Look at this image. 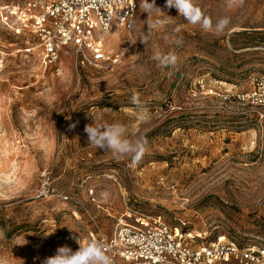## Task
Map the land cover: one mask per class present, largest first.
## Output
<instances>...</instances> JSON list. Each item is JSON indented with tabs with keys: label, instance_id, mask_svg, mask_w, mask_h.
I'll list each match as a JSON object with an SVG mask.
<instances>
[{
	"label": "rangeland",
	"instance_id": "rangeland-1",
	"mask_svg": "<svg viewBox=\"0 0 264 264\" xmlns=\"http://www.w3.org/2000/svg\"><path fill=\"white\" fill-rule=\"evenodd\" d=\"M155 2L163 25L144 45L138 0L132 29L104 35V48L120 56L104 65L65 47L45 66L25 50L31 31L0 19V264H43L64 245L76 251L73 236L82 245L91 232L110 236L129 213L161 216L196 245L220 236L264 245V118L239 99L264 76V0L232 8L196 0L214 23L230 18L220 35ZM154 50L175 53L176 65L158 68ZM133 93L147 122L136 118ZM94 117L145 137L143 159L132 166L130 155L89 144ZM45 170L71 199L37 197Z\"/></svg>",
	"mask_w": 264,
	"mask_h": 264
},
{
	"label": "built area",
	"instance_id": "built-area-1",
	"mask_svg": "<svg viewBox=\"0 0 264 264\" xmlns=\"http://www.w3.org/2000/svg\"><path fill=\"white\" fill-rule=\"evenodd\" d=\"M138 0H0V19L10 18L17 33L29 29L34 41L26 52L38 51L45 66L55 64L63 48H74L77 56L92 65L116 63L119 55L110 54L103 37L114 29L131 30ZM211 93L213 90H210ZM239 99L264 118V76L256 88ZM37 197H61L51 185V172L44 171ZM131 221H122L113 234L91 232V239L105 240L113 263L127 264H264V245L240 244L226 236L204 245L186 242L176 227L161 216L129 213Z\"/></svg>",
	"mask_w": 264,
	"mask_h": 264
},
{
	"label": "clouds",
	"instance_id": "clouds-1",
	"mask_svg": "<svg viewBox=\"0 0 264 264\" xmlns=\"http://www.w3.org/2000/svg\"><path fill=\"white\" fill-rule=\"evenodd\" d=\"M103 2V0H101ZM245 0H228V7L243 6ZM165 7L171 9L176 8L179 16L183 17L186 23L199 25L205 32H214L217 35L223 34L228 29L231 20L229 17H221L213 22L212 18L204 13L198 6L196 0H166ZM140 8L142 12L147 13L145 25L146 30L142 29L140 41L146 45L153 33L157 31L164 23V20L154 13H164L162 9L156 5L155 0H140ZM168 16V15H167ZM169 17V16H168ZM181 27L177 26L174 32L179 34ZM174 43L179 46L183 43L182 38H176ZM156 62L158 68H168L175 66L178 57L173 52L163 53L154 50L151 57ZM131 102L135 105L136 118L141 122H147L149 119L148 109L143 105L139 98V93H133ZM108 111L111 109L107 108ZM70 119V117H69ZM94 123L85 126L84 131L87 133L89 144L97 149L110 151L115 157L131 156L132 166H136L145 156L147 152V139L145 137H137L135 139L128 138L127 127L123 123ZM71 128L76 125L72 124ZM73 239L79 244V248L73 251L69 246L64 245L58 247L56 254L47 257L43 264H113L112 257L109 255V247L105 240L91 239L86 244H80L78 237Z\"/></svg>",
	"mask_w": 264,
	"mask_h": 264
},
{
	"label": "bare ground",
	"instance_id": "bare-ground-1",
	"mask_svg": "<svg viewBox=\"0 0 264 264\" xmlns=\"http://www.w3.org/2000/svg\"><path fill=\"white\" fill-rule=\"evenodd\" d=\"M106 35V34H105Z\"/></svg>",
	"mask_w": 264,
	"mask_h": 264
}]
</instances>
